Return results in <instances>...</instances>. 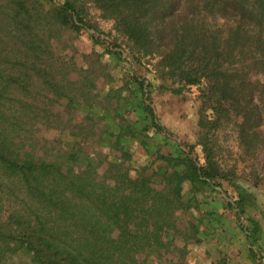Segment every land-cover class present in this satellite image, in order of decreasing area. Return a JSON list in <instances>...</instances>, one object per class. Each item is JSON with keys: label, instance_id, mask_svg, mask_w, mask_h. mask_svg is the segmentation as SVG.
Listing matches in <instances>:
<instances>
[{"label": "trees", "instance_id": "obj_1", "mask_svg": "<svg viewBox=\"0 0 264 264\" xmlns=\"http://www.w3.org/2000/svg\"><path fill=\"white\" fill-rule=\"evenodd\" d=\"M248 160L264 197V0H0V264H264Z\"/></svg>", "mask_w": 264, "mask_h": 264}, {"label": "rangeland", "instance_id": "obj_2", "mask_svg": "<svg viewBox=\"0 0 264 264\" xmlns=\"http://www.w3.org/2000/svg\"><path fill=\"white\" fill-rule=\"evenodd\" d=\"M97 19L100 21L101 25L105 29H111L112 28V22L111 21H106L102 20L99 16H97ZM150 65V64H149ZM195 89H189L186 90L185 93L189 96V99L187 101H179L176 99L173 95L171 94H164L163 96L158 98V110L160 113H163L164 118L163 121L173 125L177 132V135L179 138H183L185 136L190 135V125L196 121V112L194 108L193 101L196 97L197 94L195 93ZM252 162L251 160H248L247 162H240V168H239V173L243 175L242 181L249 187L248 189L252 192H254L258 198L259 203H257L260 212H255L257 214V218L260 220L261 225H262V233L260 234L261 241L259 242L260 246L264 250V197L262 193V187L259 186H254L250 181L251 178H253L251 171H252ZM257 167H260L259 164H257ZM256 202V201H254ZM261 209H263L261 211ZM243 218H241L242 220ZM233 233L229 235L232 236ZM255 236V235H253ZM236 238V236H234ZM235 244V243H234ZM234 244H229L223 246V249L229 250L231 253L234 251L239 250L240 248H244V245L242 244L241 247L239 248H232ZM238 244V243H236ZM198 253H196V256L193 257L191 260V264H211L213 260L217 259L218 253L216 250V245L215 244H204L200 247H196ZM209 248L211 250L210 255L208 256L207 250ZM234 254V253H233Z\"/></svg>", "mask_w": 264, "mask_h": 264}, {"label": "built area", "instance_id": "obj_3", "mask_svg": "<svg viewBox=\"0 0 264 264\" xmlns=\"http://www.w3.org/2000/svg\"><path fill=\"white\" fill-rule=\"evenodd\" d=\"M189 89H195L196 90V92L193 93V94H197L199 92L198 85H189L187 90H189Z\"/></svg>", "mask_w": 264, "mask_h": 264}]
</instances>
